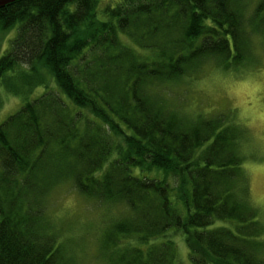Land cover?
Listing matches in <instances>:
<instances>
[{"label": "trees", "instance_id": "1", "mask_svg": "<svg viewBox=\"0 0 264 264\" xmlns=\"http://www.w3.org/2000/svg\"><path fill=\"white\" fill-rule=\"evenodd\" d=\"M10 31L0 88L21 106L0 122V264H72L45 222L69 175L134 213L94 264H175L171 229L192 264H264L247 128L232 109L188 114L166 96L207 64L250 71L264 0H17L0 7Z\"/></svg>", "mask_w": 264, "mask_h": 264}, {"label": "rangeland", "instance_id": "2", "mask_svg": "<svg viewBox=\"0 0 264 264\" xmlns=\"http://www.w3.org/2000/svg\"><path fill=\"white\" fill-rule=\"evenodd\" d=\"M100 1L104 5L109 0ZM11 37V31L0 32V54L7 48V40ZM124 42L132 45L127 39ZM260 46V43L256 46V64L247 67L250 71L232 75L221 72L213 64H207L201 74L178 85L169 86L166 96L188 114L202 112L212 115L219 110L235 111L249 135L243 148L246 155L244 170L249 182V197L253 206L264 214V46ZM0 95V122H3L19 109L21 102L2 88ZM71 192L72 189L67 192L58 190L54 196L59 199L71 195ZM220 226L230 225L218 221L213 225ZM162 239L175 243L178 252L175 264H192L181 233L171 229Z\"/></svg>", "mask_w": 264, "mask_h": 264}, {"label": "clouds", "instance_id": "3", "mask_svg": "<svg viewBox=\"0 0 264 264\" xmlns=\"http://www.w3.org/2000/svg\"><path fill=\"white\" fill-rule=\"evenodd\" d=\"M69 189L71 195L55 198L56 191ZM45 204V222L59 234L72 264H94L93 256L102 248L107 232L115 223L134 214L127 201L101 200L81 192L70 175L61 179Z\"/></svg>", "mask_w": 264, "mask_h": 264}, {"label": "water", "instance_id": "4", "mask_svg": "<svg viewBox=\"0 0 264 264\" xmlns=\"http://www.w3.org/2000/svg\"><path fill=\"white\" fill-rule=\"evenodd\" d=\"M15 1L17 0H0V7Z\"/></svg>", "mask_w": 264, "mask_h": 264}]
</instances>
